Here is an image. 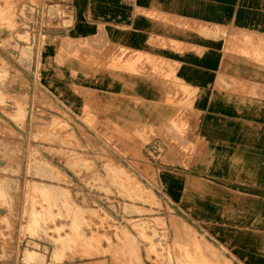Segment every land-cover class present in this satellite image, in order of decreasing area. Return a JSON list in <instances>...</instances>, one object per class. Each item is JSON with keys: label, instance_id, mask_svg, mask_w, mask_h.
Masks as SVG:
<instances>
[{"label": "crops", "instance_id": "0c3cea01", "mask_svg": "<svg viewBox=\"0 0 264 264\" xmlns=\"http://www.w3.org/2000/svg\"><path fill=\"white\" fill-rule=\"evenodd\" d=\"M46 7L42 83L117 123L180 214L264 264V0Z\"/></svg>", "mask_w": 264, "mask_h": 264}, {"label": "rangeland", "instance_id": "374dc122", "mask_svg": "<svg viewBox=\"0 0 264 264\" xmlns=\"http://www.w3.org/2000/svg\"><path fill=\"white\" fill-rule=\"evenodd\" d=\"M48 1L0 0V264H240L162 195L133 137L42 83Z\"/></svg>", "mask_w": 264, "mask_h": 264}, {"label": "bare ground", "instance_id": "6f19581e", "mask_svg": "<svg viewBox=\"0 0 264 264\" xmlns=\"http://www.w3.org/2000/svg\"><path fill=\"white\" fill-rule=\"evenodd\" d=\"M234 41V40H233ZM240 43V42H239ZM245 44V43H244ZM238 53V52H237ZM247 53V52H246ZM147 54V53H146ZM233 54V53H232ZM128 55V54H127ZM249 57V56H248ZM152 58V57H151ZM260 65V64H259ZM237 78V77H236ZM235 80H237V79H235ZM244 85V84H243ZM263 90V89H262ZM193 91V90H192ZM169 99V98H168ZM171 102H173V101H171ZM190 110V109H189ZM183 112V111H182ZM191 117V116H190ZM184 118V117H183ZM175 121V120H174ZM179 125H180V123H179ZM109 132V131H108ZM134 134V133H133ZM112 135V134H111ZM114 136V135H113ZM116 140H118V139H116ZM122 143V142H121ZM120 143V144H121ZM124 143V142H123ZM43 203V202H42ZM45 203V202H44ZM174 229H175V227H174ZM186 235V234H185ZM179 236V235H178ZM185 239H186V237H185ZM187 240V239H186ZM181 242V241H180ZM83 247V246H82ZM100 254V253H99Z\"/></svg>", "mask_w": 264, "mask_h": 264}]
</instances>
